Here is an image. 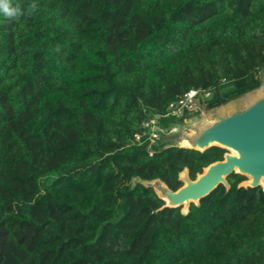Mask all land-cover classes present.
<instances>
[{
    "label": "trees",
    "instance_id": "trees-1",
    "mask_svg": "<svg viewBox=\"0 0 264 264\" xmlns=\"http://www.w3.org/2000/svg\"><path fill=\"white\" fill-rule=\"evenodd\" d=\"M0 14V264H264V190L228 178L163 209L224 151L129 146L190 90L212 108L264 72V0H13ZM168 119L163 120L165 124Z\"/></svg>",
    "mask_w": 264,
    "mask_h": 264
},
{
    "label": "water",
    "instance_id": "water-1",
    "mask_svg": "<svg viewBox=\"0 0 264 264\" xmlns=\"http://www.w3.org/2000/svg\"><path fill=\"white\" fill-rule=\"evenodd\" d=\"M171 126L172 131L161 141L163 149L200 153L219 149L224 155L222 160L204 167L195 179L184 168L178 175L182 186L177 190L161 179L134 177L131 189L137 185L152 189L164 203L159 210H180L187 216L192 205L200 207L201 200L219 186L229 191L228 178L233 174L245 177L238 188L264 190V73L256 88L218 106L187 113L185 120H174Z\"/></svg>",
    "mask_w": 264,
    "mask_h": 264
},
{
    "label": "built area",
    "instance_id": "built-area-1",
    "mask_svg": "<svg viewBox=\"0 0 264 264\" xmlns=\"http://www.w3.org/2000/svg\"><path fill=\"white\" fill-rule=\"evenodd\" d=\"M210 93L203 90H190L178 100L172 102L164 114H156L142 124L141 132L126 139L129 146H146L150 154L163 135L170 132L171 124L174 120L183 119L187 113L199 111L205 99L209 98ZM168 119L165 124L163 120Z\"/></svg>",
    "mask_w": 264,
    "mask_h": 264
},
{
    "label": "clouds",
    "instance_id": "clouds-1",
    "mask_svg": "<svg viewBox=\"0 0 264 264\" xmlns=\"http://www.w3.org/2000/svg\"><path fill=\"white\" fill-rule=\"evenodd\" d=\"M0 14L7 18H15L23 13L19 5H14L13 0H0Z\"/></svg>",
    "mask_w": 264,
    "mask_h": 264
},
{
    "label": "rangeland",
    "instance_id": "rangeland-1",
    "mask_svg": "<svg viewBox=\"0 0 264 264\" xmlns=\"http://www.w3.org/2000/svg\"><path fill=\"white\" fill-rule=\"evenodd\" d=\"M263 73H264V72H263ZM263 73H262V74H263ZM181 120H185V116H184V118L181 119ZM171 131H172V126H171V129H170V132H171ZM170 132H168L167 134L163 135L162 138L160 139V141H159L158 144H161V141H162V139L164 138V136L168 135Z\"/></svg>",
    "mask_w": 264,
    "mask_h": 264
}]
</instances>
